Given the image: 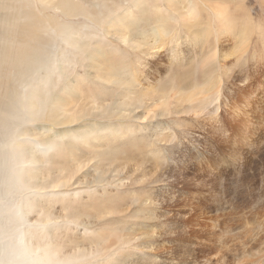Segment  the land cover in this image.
Here are the masks:
<instances>
[{"label": "rangeland", "instance_id": "1", "mask_svg": "<svg viewBox=\"0 0 264 264\" xmlns=\"http://www.w3.org/2000/svg\"><path fill=\"white\" fill-rule=\"evenodd\" d=\"M75 1L8 17L0 212L31 225L1 240L30 264H264V0ZM13 170L54 186L18 206Z\"/></svg>", "mask_w": 264, "mask_h": 264}, {"label": "bare ground", "instance_id": "2", "mask_svg": "<svg viewBox=\"0 0 264 264\" xmlns=\"http://www.w3.org/2000/svg\"><path fill=\"white\" fill-rule=\"evenodd\" d=\"M33 1H37V0H0V50L2 52L3 50V54L0 53V64L3 63V59H4V56L7 57L9 56L10 52L9 51V48L11 46V41L13 38H15V34H13L16 30H17V27H14V25L16 24V21L14 19H12L11 21L8 20V17L9 15H12L13 13H15L18 9H22L24 6V2H30V5L33 4ZM40 1V0H39ZM61 3L63 4H68V5H65L63 6V8L68 11V12H72L74 11L75 9V0H59ZM58 0H46L47 3H50L53 5V8H60L61 7V4ZM172 1V0H171ZM40 3V2H39ZM33 7H35L34 5H32ZM47 8V7H45ZM225 11L224 10H221L219 12V14H223ZM49 20V18H48ZM189 20L191 21V25H193V27L195 26L194 23H195V20L193 17H190ZM43 21H46L44 18L42 19V22ZM112 23H114V21L112 20ZM7 24V25H6ZM13 25V28H11V26ZM51 24V22H49V25L45 24L46 27H49ZM110 27V25H108ZM112 27V26H111ZM117 28V27H116ZM112 29V28H111ZM115 30V27L113 28ZM120 29L119 27L117 28V30ZM113 30V31H114ZM121 30V29H120ZM111 33H112V30H110ZM123 31V30H121ZM126 31V30H124ZM163 30H158L157 33L161 34ZM12 32V33H11ZM118 32V31H116ZM200 32H203L205 33V31H200ZM108 33V31H107ZM119 33V32H118ZM129 34V33H128ZM127 36V35H126ZM125 36V37H126ZM124 37V38H125ZM126 39V38H125ZM175 50V49H174ZM173 50V56L174 57H178V53H181V52H174ZM178 51V50H177ZM181 55V54H180ZM184 59V57H183ZM182 60V59H181ZM214 60V59H213ZM42 83V82H41ZM202 91H205V95H204V101H209L208 98H207V94H208V90L207 89H203ZM165 95V94H164ZM179 99L181 98L182 100L184 101H187V100H192V94L191 92H185L184 94H182L181 96L178 97ZM163 106H166L167 105V102H166V99L165 101L163 102L162 104ZM88 114V113H87ZM54 142V141H52ZM56 143V142H55ZM45 144V143H44ZM41 145V144H40ZM46 145V144H45ZM60 145V144H59ZM44 149V146L41 145L39 147H36V148H31L30 149V152L32 154V160L35 161V162H42V158L40 157L41 156V149ZM44 152V151H43ZM46 152V150H45ZM44 155V154H43ZM15 170H13L12 173L9 174L10 176V179H11V186H12V189L10 190V195H12V200L15 201L16 205H20L22 204V199L24 198V196H22L21 194L22 193V187L23 188H26L25 190H31V189H35V188H39L42 190H44L45 188H50V187H53L51 185L50 182H48V179L46 181H43L42 184L40 183H29V186L25 187L23 185H20L19 183L23 182V180L21 179V182H19L18 180V176H14V173ZM17 175V174H16ZM13 177H15V184H14V181H13ZM71 177V176H70ZM54 181V180H53ZM69 182V179L67 180ZM36 182V181H35ZM63 182V181H62ZM60 183V184H65L64 182L63 183ZM66 182V181H65ZM61 185V186H62ZM66 185V184H65ZM68 185V184H67ZM57 186V185H56ZM64 186V185H63ZM25 192V191H23ZM33 193V192H32ZM38 194V193H37ZM48 193H46L47 195ZM42 195V194H41ZM34 196V195H33ZM26 197V196H25ZM25 202V201H24ZM7 213V214H6ZM10 215L12 213L10 212H7V211H2L0 212V264H30V263H26L25 260L23 258V256L21 255V253L19 252H15V254H13L14 252V249L15 248H18L19 246L16 244V243H13L11 241H2L1 240V236L3 235L4 233V236H3V239H8L10 236L12 237L13 235H17L16 237L18 241H21L23 242L24 241V235H23V226L25 224H27L28 226L31 225V222L30 220L25 216V222L24 223H21V225L19 224H16L17 226L16 229L12 228L10 229L8 227V224L9 222L13 221L15 219L14 215L12 214V216H7V215ZM20 222V221H19ZM17 228H18V232H17ZM5 230H7V232L9 233L10 231L14 230L12 233H10V235H6L5 234ZM27 237V236H26ZM29 237V235H28ZM29 239V238H28ZM27 239V240H28ZM79 252V251H78ZM74 253L68 257L70 258H76V257H79L80 255H84L86 253ZM67 259L69 258H65L64 261H66ZM56 263L60 262V260L57 258L55 260ZM33 264V263H32Z\"/></svg>", "mask_w": 264, "mask_h": 264}]
</instances>
